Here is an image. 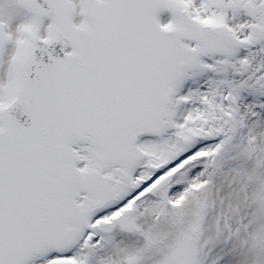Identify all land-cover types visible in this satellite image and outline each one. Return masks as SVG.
Wrapping results in <instances>:
<instances>
[{"label": "snow or ice", "instance_id": "obj_1", "mask_svg": "<svg viewBox=\"0 0 264 264\" xmlns=\"http://www.w3.org/2000/svg\"><path fill=\"white\" fill-rule=\"evenodd\" d=\"M0 264H264V0H0Z\"/></svg>", "mask_w": 264, "mask_h": 264}]
</instances>
